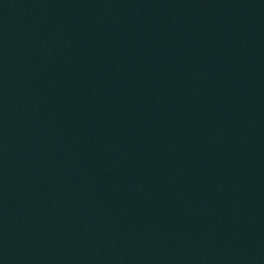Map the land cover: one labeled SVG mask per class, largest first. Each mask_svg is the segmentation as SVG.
<instances>
[{
    "label": "water",
    "instance_id": "obj_1",
    "mask_svg": "<svg viewBox=\"0 0 264 264\" xmlns=\"http://www.w3.org/2000/svg\"><path fill=\"white\" fill-rule=\"evenodd\" d=\"M0 264H264V0H0Z\"/></svg>",
    "mask_w": 264,
    "mask_h": 264
}]
</instances>
